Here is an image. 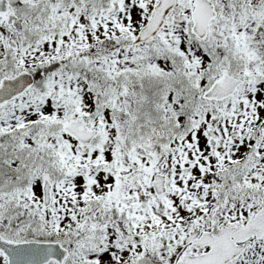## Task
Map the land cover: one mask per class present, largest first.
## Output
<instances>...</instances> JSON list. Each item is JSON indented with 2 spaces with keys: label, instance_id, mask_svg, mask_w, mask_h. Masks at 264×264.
I'll use <instances>...</instances> for the list:
<instances>
[{
  "label": "snow or ice",
  "instance_id": "1",
  "mask_svg": "<svg viewBox=\"0 0 264 264\" xmlns=\"http://www.w3.org/2000/svg\"><path fill=\"white\" fill-rule=\"evenodd\" d=\"M0 264H264V0H0Z\"/></svg>",
  "mask_w": 264,
  "mask_h": 264
}]
</instances>
